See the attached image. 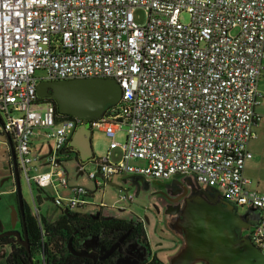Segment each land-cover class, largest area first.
Masks as SVG:
<instances>
[{
  "label": "built area",
  "instance_id": "obj_1",
  "mask_svg": "<svg viewBox=\"0 0 264 264\" xmlns=\"http://www.w3.org/2000/svg\"><path fill=\"white\" fill-rule=\"evenodd\" d=\"M138 8L147 12L143 24L134 17ZM263 61L264 0H0V134L14 137L28 180L58 182L71 192L59 205L84 206L88 190L70 185L58 154L79 121L58 120L37 85L113 78L123 91L119 110L90 125L111 137L109 150L123 153L119 161L97 160L89 177L100 185L99 172L152 180L195 174L232 203L261 211L250 236L264 252V193L244 175ZM37 129H49L53 148L52 170L36 176L30 165ZM124 130L126 139L118 140Z\"/></svg>",
  "mask_w": 264,
  "mask_h": 264
},
{
  "label": "water",
  "instance_id": "obj_2",
  "mask_svg": "<svg viewBox=\"0 0 264 264\" xmlns=\"http://www.w3.org/2000/svg\"><path fill=\"white\" fill-rule=\"evenodd\" d=\"M37 90L41 98L54 99L60 112L78 121L102 117L107 107L119 104L123 92L120 83L112 78L40 81ZM0 124H3L1 114ZM91 133L90 122H82L70 141L71 146L78 148L80 161H90L94 157ZM6 135L11 149L15 185L23 209L16 148L11 135ZM50 150L51 154L52 148ZM194 183H189L192 185L191 192L185 199L178 220L186 244L171 257L170 264H195L199 261L206 264H264V252L254 244L249 234L244 233L258 225L261 212L255 206L239 210L221 190L204 187L196 179ZM11 234L30 247L28 236L22 240L19 230L4 232L0 237Z\"/></svg>",
  "mask_w": 264,
  "mask_h": 264
},
{
  "label": "flooded vegetation",
  "instance_id": "obj_3",
  "mask_svg": "<svg viewBox=\"0 0 264 264\" xmlns=\"http://www.w3.org/2000/svg\"><path fill=\"white\" fill-rule=\"evenodd\" d=\"M8 150H10L11 154L10 147ZM17 159L21 175L23 168L18 154ZM80 160L79 156L78 164L82 166L84 163ZM9 163L10 175L14 176L12 160ZM131 179L134 180L135 184H140L143 181L146 184V188L150 182L154 181L142 175H135ZM194 181V175L178 173L163 182L157 194L161 205L158 209H155L157 220L165 223L167 231L174 237L172 247L177 252L186 244L185 236L178 225V220L181 217L185 199L191 192L190 188L192 185L189 183L195 184ZM188 186L189 190L187 192ZM203 186L206 187L205 185ZM17 193L14 185L13 217L5 220L3 216H0V235L4 232L19 230L21 231V239L26 240L27 235L29 240L26 214L30 211L31 205L27 204L24 199V207L22 209ZM107 208L109 206L92 203L91 205L75 209L74 212L77 215L72 218L75 223L70 227L71 233L64 241L65 247L62 246V250H56L55 254L50 253L46 248L40 250V252H37L36 249L31 250L30 247L25 246L13 234L0 237V250L6 252V264H8V258L20 246L27 248L28 254L24 257L28 264H170L167 259H171L174 255L167 254L169 252L167 251L165 260L158 254V251L153 249L144 218L139 216L130 218L118 217L108 212ZM40 210L41 208L38 207L39 212ZM68 212H62L61 216ZM37 214L40 215L39 213ZM61 216L50 220L57 221ZM195 264L206 263L199 261Z\"/></svg>",
  "mask_w": 264,
  "mask_h": 264
},
{
  "label": "rangeland",
  "instance_id": "obj_4",
  "mask_svg": "<svg viewBox=\"0 0 264 264\" xmlns=\"http://www.w3.org/2000/svg\"><path fill=\"white\" fill-rule=\"evenodd\" d=\"M134 17L139 24L147 22L148 18L147 12L144 8L136 9L134 11ZM189 19V14H182L181 20L183 22H188ZM37 74L40 76L43 74V71H38ZM43 131L46 135H44L45 138L41 135L44 139V143L38 142L37 140L35 141V139L39 138L40 135H34V137H36L34 138L33 154L38 158L35 160L36 162L33 163L34 165L40 164L42 161L44 162L47 157V155L44 156V154H47L50 151L51 140L47 137V131H49V129H43ZM0 139H2V141L0 140V216H3L5 220H7L13 217L12 204L15 196L10 193V190L15 185V178L10 175L8 169V166H10L9 162H11L10 150L6 148L4 138L1 136ZM117 139L121 141L126 139L125 130L118 133ZM110 143L111 137L108 136L106 132L100 131L98 128L94 129L92 146L95 156L90 161L83 162L84 164H82V166L85 167V172L81 174L78 180L75 179V176L78 171H82V166L81 164H78L79 161L74 152L60 155L63 160L62 165L71 175V181L74 184L83 185L93 191L94 195L90 197L92 203L109 206V208H107L108 212L118 217L130 218L139 216L144 218L147 223L146 230L150 236L153 249L158 251V254L166 260L167 256L165 254L167 251H169L167 254L171 256L177 253L175 248L172 247L174 237L169 231H167L165 223L157 220L155 209H158L161 206L157 195L158 190L162 186L163 182L167 180H154L150 182L146 188V184L143 181H141L140 184H135L133 179H128L127 181L124 180L121 177V174L115 175L108 180L99 176L98 178L102 181V183L99 187H97L96 182L89 177L88 173L96 169V159L105 157L108 154ZM117 153L119 152H113L112 159L114 161H119L121 159V156L119 158L118 156H114V154ZM132 162L133 164H144V161L140 159L133 160ZM49 169H51V165L49 164L44 166V168L40 165L39 168L40 171ZM35 173L36 170L34 169L31 175ZM20 176L23 198L31 205L35 213L38 212L39 207L41 208L43 214L50 216L55 214V216H59L60 208L57 207L53 199H49L47 197L55 196V198H58L56 190L59 189L60 193H62L66 188L62 187L60 184L59 186H54L53 183L45 187V190H47L46 192H42L38 190L35 184H33V186L29 184L24 171H22ZM39 195L43 200L41 203H38L39 205H37L35 197L37 198ZM167 260L170 261V258Z\"/></svg>",
  "mask_w": 264,
  "mask_h": 264
},
{
  "label": "crops",
  "instance_id": "obj_5",
  "mask_svg": "<svg viewBox=\"0 0 264 264\" xmlns=\"http://www.w3.org/2000/svg\"><path fill=\"white\" fill-rule=\"evenodd\" d=\"M258 89H259V96H258V100H259V103L256 105L255 107V112H256V115L259 117L256 121V123L254 124V130L256 131V137H254L250 143H249V150L252 152V158H250L247 163H246V166H245V169H244V175L249 177L250 179H252V184H251V187L252 188H255L257 189L258 191L264 193V61H263V68H262V75H261V78H260V81H259V84H258ZM100 131H103L101 129H99ZM105 132V131H103ZM121 132V131H120ZM37 134V135H40L39 138H36L35 141L37 140L38 142H43L44 143V139L41 137V135L44 137V131L43 129H37L34 133V135ZM93 134H94V129H92V133H91V141H92V138H93ZM32 137V147H31V156L33 157V162L32 164L30 165L31 167V172H33V170L35 169L36 170V173L33 174V175H39L40 173H44V172H48L50 170H52V164L50 163V151L49 153L47 154H44V156L47 155L46 157V160H44V162L42 161L40 164H37V165H34L33 163H35L36 159H38L37 157L34 156L33 154V147H34V138L36 137ZM74 135V134H73ZM3 137L4 138V141H5V145H6V148H7V142H9L7 136L5 134H0V137ZM46 136V135H45ZM48 137V136H47ZM73 137V136H72ZM71 137V139H72ZM45 138V137H44ZM50 138V137H48ZM71 139L69 140L67 146L71 147V144H70V141ZM2 141V139H0ZM51 140V143H50V149L53 148V140L50 138ZM93 147V146H92ZM72 148L74 150H78V148L76 147H73ZM8 149V148H7ZM119 152L117 154H114V156H118V158L122 155L123 151L120 149V148H114V149H111L108 151V154L106 155L109 160L111 161H114L112 159L113 157V152ZM93 152H94V149H93ZM95 156V154H94ZM93 159V158H92ZM100 159V158H99ZM99 159H96V160H99ZM133 160H138V159H133ZM131 160V162L133 161ZM133 163V162H132ZM47 164L51 165V169L49 170H43V171H40L39 168H40V165H42V167L44 168V166H47ZM93 164V163H92ZM138 164V163H136ZM34 165V166H33ZM82 168V167H81ZM67 172V169L64 168ZM39 170V171H38ZM85 172V170L82 169V171H78V173L76 174L75 176V179L78 180L81 176V174H83ZM68 175H69V179H70V185H78V184H74L72 181H71V175L69 174V172H67ZM99 176H102L99 174ZM98 176V177H99ZM195 176V175H194ZM121 177L124 179V180H128V179H131L133 177H135V175L133 174H122ZM27 178V177H26ZM104 178V177H103ZM13 179V178H12ZM28 180V178H27ZM1 181V179H0ZM33 181V178L32 180H28L29 184L31 186H33V184H35L37 186V188L39 187L35 181L33 182V184H31L30 182ZM13 185H14V182H13ZM56 186H59V185H56ZM13 191H14V186L12 187V189L10 190V193L13 194ZM47 191V190H46ZM57 197H61L63 199H67V197L70 195V189H64L62 193H60V190L57 189ZM94 194H93V191L92 190H89V195L87 196V199H88V204L84 205L83 207L87 206V205H91L92 204V201L90 200V197H92ZM55 198V196H54ZM36 199V197H35ZM227 199V197H226ZM228 200V199H227ZM229 201V200H228ZM14 202V201H13ZM66 202V200H65ZM230 203H232L231 201H229ZM234 204L235 206L238 207L239 210H245L246 208L248 207H241V206H238L237 204L235 203H232ZM13 206V204H12ZM59 207V206H57ZM13 210H14V206L12 207ZM60 208V207H59ZM65 210V209H64ZM64 210H62L60 208V215L59 216H55L52 215H46L44 214L45 216L49 217L50 219L54 218V219H57L58 217L61 216V213L62 212H65ZM42 213V210L40 211ZM39 211L37 213L41 214ZM256 226V225H255ZM254 227V226H253ZM251 227L249 230L245 231L244 233L245 234H249L250 235V231L251 229L253 228ZM6 252L5 251H1L0 250V264H6Z\"/></svg>",
  "mask_w": 264,
  "mask_h": 264
},
{
  "label": "trees",
  "instance_id": "obj_6",
  "mask_svg": "<svg viewBox=\"0 0 264 264\" xmlns=\"http://www.w3.org/2000/svg\"><path fill=\"white\" fill-rule=\"evenodd\" d=\"M45 101H51L55 104L57 109V119H75L73 116L69 114H64L59 111V107L57 102L52 98H44ZM119 104L117 105H110L107 107V110L105 111L104 115L106 116H113L115 115L119 110ZM84 122V121H82ZM80 121V123H82ZM79 123V124H80ZM74 152L75 155H77V159L79 160V151L74 150L69 146H65L58 154L61 164L63 163V160L60 155L64 153H71ZM82 162V161H81ZM84 162V161H83ZM63 166V165H62ZM85 170V167L82 168ZM68 172V171H67ZM67 189V188H66ZM39 191L46 192L45 187L39 186ZM18 196V193H17ZM88 196V195H87ZM47 198L53 199L54 197L48 196ZM42 198L39 195L36 198L37 205L38 203L42 202ZM26 202V201H25ZM27 203V202H26ZM28 204V203H27ZM31 207V206H30ZM69 212L67 214H63L61 218L57 221H51L49 217L45 216L44 214L38 215L35 213L33 208L31 207L30 211L26 214V221H27V229H28V235L30 240V249L34 250L36 249L37 252H40V250L46 248L47 251H49L52 254L56 253V250H62V246H64V241L67 238V236L71 233L70 227L75 223V221L72 219L73 217H76L77 213L72 210V208L69 207ZM28 254L27 248L25 246H20L16 248V252L8 258V264H28L26 256ZM55 257V255H54Z\"/></svg>",
  "mask_w": 264,
  "mask_h": 264
},
{
  "label": "bare ground",
  "instance_id": "obj_7",
  "mask_svg": "<svg viewBox=\"0 0 264 264\" xmlns=\"http://www.w3.org/2000/svg\"><path fill=\"white\" fill-rule=\"evenodd\" d=\"M87 78H101V77H87ZM73 79H75V78H73ZM113 79V78H112ZM64 80H67V79H64ZM40 81H52V80H40ZM39 81V82H40ZM38 82V83H39ZM37 88H38V85H37ZM37 93H38V90H37ZM39 96V95H38ZM40 97V96H39ZM40 99H41V101L42 102H47V101H45V100H43L44 98H41L40 97ZM56 107V106H55ZM57 110V109H56ZM91 120V119H90ZM90 120H81V122L82 121H84V122H86V121H89L90 122ZM79 123H80V121H79ZM79 125V124H78ZM78 125H77V127H78ZM77 127H76V129H77ZM76 131V130H75ZM6 133H9V132H4V133H2V134H5L6 135ZM75 133V132H74ZM10 135H11V137H12V139H13V141H14V144L16 145V149H17V144H16V141H15V139H14V137L12 136V134L11 133H9ZM7 136V135H6ZM10 147V144H9V142H7V148H9ZM17 154H18V152H17ZM19 158V157H18ZM82 168H83V166H82ZM21 170V169H20ZM32 173V172H31ZM99 174L100 175H102V177H104V175L101 173V172H99L98 173V176H99ZM121 175L122 174H131V173H120ZM120 174H116V175H120ZM185 174V173H184ZM189 174H192V173H189ZM133 175H136V174H133ZM193 175H195V174H193ZM113 176H115V175H113ZM113 176H111V177H108V178H106V177H104V179H110V178H112ZM173 177V176H172ZM171 177V178H172ZM195 178H196V180L198 181V179H197V177H196V175H195ZM92 179V178H91ZM32 180V179H31ZM30 180V181H31ZM94 180V179H93ZM35 180H33L32 182H30L31 184H33V182H34ZM95 181V180H94ZM101 181V180H100ZM96 182V181H95ZM199 182V181H198ZM35 183L38 185V186H41V185H39L36 181H35ZM69 183H70V179H69ZM101 183H102V181H101ZM201 183V182H200ZM97 184V183H96ZM202 184V183H201ZM56 185H59V184H57V182H54V186H56ZM101 185V184H100ZM100 185H97V187H99ZM202 185H205V184H202ZM47 186H49V185H47ZM83 186V185H82ZM205 186H209V185H205ZM42 187H46V186H42ZM85 187V186H84ZM210 187H212V186H210ZM213 188H215V189H219V188H216V187H213ZM86 189L88 190V193L86 194V198H87V195H89V189L86 187ZM219 190H221V189H219ZM222 191V190H221ZM223 192V191H222ZM223 194H224V192H223ZM225 195V194H224ZM225 198H226V195H225ZM57 199H59V197L58 198H55V203H56V205L57 206H59L62 210H64L65 212H67L68 210H69V206L66 204V202L65 201H63V203H64V205L62 204V205H59L58 203H57ZM88 200V199H87ZM89 203V202H88ZM87 203V204H88ZM86 205V204H85ZM250 206H253V205H250ZM79 207H83V206H78V207H75V208H72V210H75V209H78ZM243 207V206H242ZM244 207H249V206H244ZM71 208V207H70ZM257 208V207H256ZM258 209V208H257ZM259 210V209H258ZM260 211V210H259ZM261 212V211H260ZM260 217H261V215H260ZM260 220V219H259ZM259 224V223H258ZM250 238H251V236H250ZM252 239V238H251ZM253 241V240H252ZM255 244V243H254ZM256 245V244H255ZM260 248V247H259ZM261 249V248H260Z\"/></svg>",
  "mask_w": 264,
  "mask_h": 264
},
{
  "label": "clouds",
  "instance_id": "obj_8",
  "mask_svg": "<svg viewBox=\"0 0 264 264\" xmlns=\"http://www.w3.org/2000/svg\"><path fill=\"white\" fill-rule=\"evenodd\" d=\"M75 118V117H74ZM76 119V118H75ZM94 119V118H93ZM92 128V127H91ZM93 129V128H92Z\"/></svg>",
  "mask_w": 264,
  "mask_h": 264
}]
</instances>
